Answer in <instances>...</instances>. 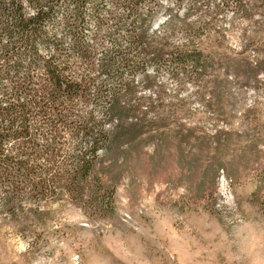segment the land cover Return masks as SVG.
<instances>
[{
    "label": "rangeland",
    "instance_id": "1",
    "mask_svg": "<svg viewBox=\"0 0 264 264\" xmlns=\"http://www.w3.org/2000/svg\"><path fill=\"white\" fill-rule=\"evenodd\" d=\"M160 1L100 32L105 48L126 46L145 19L142 43L164 54L120 71L130 112L93 171L113 189L112 214L67 196L12 213L0 202V264H264V0Z\"/></svg>",
    "mask_w": 264,
    "mask_h": 264
},
{
    "label": "trees",
    "instance_id": "2",
    "mask_svg": "<svg viewBox=\"0 0 264 264\" xmlns=\"http://www.w3.org/2000/svg\"><path fill=\"white\" fill-rule=\"evenodd\" d=\"M160 4L0 0V202L5 211L12 213L26 201L67 196L88 204L94 214H112L113 189L103 190L93 171L99 155L120 136V115L130 112L127 105L120 106V71L145 65L150 50L155 64L164 54L142 43L145 19L139 30L126 29V46L113 40L105 48L100 32L111 20L113 36L125 20L140 18L141 6L145 16H152ZM89 22L94 25L91 39ZM101 74L110 85L97 80ZM259 203L264 210V191Z\"/></svg>",
    "mask_w": 264,
    "mask_h": 264
},
{
    "label": "bare ground",
    "instance_id": "3",
    "mask_svg": "<svg viewBox=\"0 0 264 264\" xmlns=\"http://www.w3.org/2000/svg\"><path fill=\"white\" fill-rule=\"evenodd\" d=\"M218 182H219L218 188L220 190L221 196L226 199H231L232 191H231L230 180L225 176L222 169H220L218 173Z\"/></svg>",
    "mask_w": 264,
    "mask_h": 264
}]
</instances>
